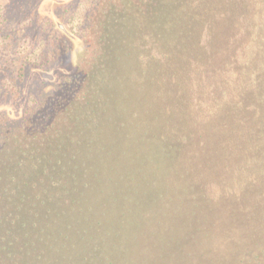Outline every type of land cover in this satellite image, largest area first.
Listing matches in <instances>:
<instances>
[{
    "label": "trees",
    "instance_id": "1",
    "mask_svg": "<svg viewBox=\"0 0 264 264\" xmlns=\"http://www.w3.org/2000/svg\"><path fill=\"white\" fill-rule=\"evenodd\" d=\"M111 1V7L100 13L110 17L109 23L139 12L130 9L138 5L137 0ZM243 2L242 11L224 15L227 25L229 20L232 23L230 34L223 30L218 36L216 28L212 43L205 35L200 45L205 60L188 70L180 67L156 74V83H173L175 90L157 91L158 99H166L164 112L159 110L164 118L159 131L166 130L158 135L159 148L150 141L156 135L139 137L150 141L148 160L140 155L135 161L130 135L102 133L107 131L106 123L111 129L114 126L112 115L105 112L116 111V129L125 128L127 111L132 114L135 99L140 100L134 92L138 80L134 72L122 77L111 72V62L120 56H111L112 60L108 56L107 46L110 49L115 43L104 18L98 24L100 33L90 32L101 42L100 52L87 69L67 79L66 90L35 100L38 105L27 112L21 129L16 126L18 118L2 111L0 192L9 191L11 186L4 180L31 159L35 166L31 163L30 168L38 169L39 179L47 174L70 197L62 203L39 187L37 202L27 205L35 208L38 219L50 214V222L35 229L30 221L33 210L19 205L16 224L11 226L12 219L5 233L19 231L20 242L29 246L31 234L38 231L37 260L47 262L44 248L49 241L50 264H264V0ZM114 77L119 88L106 96ZM170 101L174 104H167ZM168 106L175 120L169 116L171 110L165 111ZM85 107L97 114L92 118L88 110L83 112L94 132L79 135L84 143H72L68 156L60 151L64 138L76 139L63 135L61 128L69 120H80ZM99 109L104 114L101 123L95 122ZM136 116L132 114V120ZM114 137L115 142L119 137L127 143L116 144L121 152L115 166L107 167ZM132 160L136 163L131 168ZM21 193L19 203L26 199ZM1 198L2 194L0 207ZM7 219H1L2 227ZM13 245L12 239L1 235L0 250L6 255L0 256V264H19L18 253L9 251Z\"/></svg>",
    "mask_w": 264,
    "mask_h": 264
},
{
    "label": "rangeland",
    "instance_id": "2",
    "mask_svg": "<svg viewBox=\"0 0 264 264\" xmlns=\"http://www.w3.org/2000/svg\"><path fill=\"white\" fill-rule=\"evenodd\" d=\"M243 1L137 0L139 6L130 8L133 10L136 7L139 10L137 15L127 14L123 20L122 18L116 20L118 19L116 17L109 23L110 17L104 18V15H100V13L104 7L106 9L110 6L111 0H0V17L5 18L2 25L5 32L4 37H0V40L3 41L0 43V78L4 80V92L6 93L5 95L0 93V118L4 114H1L2 111L12 119L18 118L16 126L21 129V124L26 121L27 112L33 106L38 105L35 100L46 99L53 93H61L64 89L66 90L69 87L67 79L74 78L87 69L91 58L100 52L101 42L92 37L90 32L93 30L98 35L100 33L98 31L101 30V28L98 29V24L104 18L103 20L110 24L108 25L112 31H110L111 35L114 34L109 39L115 43L110 49L107 46L108 56L111 60L116 54L120 56L119 61L111 62V72L117 77H122L127 72H134V78L137 77L138 80L134 86L135 89L134 87L133 89L135 93L137 92L140 100L135 99L136 102L130 108L132 114H137L134 120L131 118V111L126 113L125 118L129 123H127V128L122 127L117 130L115 122L117 112L113 111L112 114L105 112V115H112L114 126L111 129L110 125L106 123L107 131L102 133L103 135H130L128 141L135 143V148L132 150L137 153L135 161H138L140 155L145 157L144 161L148 160L146 152L149 142H152L154 148H159L160 136L158 135H162L166 131H159L164 123V118L159 110L165 109L166 99H158L157 91L160 88H167L171 92L175 90L173 83L171 86L166 85L165 82L156 83V74L162 75L164 71L167 73L174 69L178 70L180 67V69L185 67L188 70L190 66L193 65V68L194 64L200 62L199 60H205L204 49L200 46L201 42H204L205 35H207L208 41L211 40L209 43H212L217 36L214 29L219 28L220 35L218 33V36L222 35L223 30L230 34L232 23L229 20L227 25V22L224 21V18L227 17L224 15L243 10L245 7ZM214 13L217 16H214ZM207 40L205 41L208 42ZM1 49L3 50L1 51ZM208 52L210 53V50ZM168 64L170 65L167 66ZM112 79L113 82L111 79L108 82L110 88L106 90V96L119 88L115 77ZM154 96L155 98H153ZM144 97L147 100H144ZM101 101L103 100L99 99L98 103L103 106L104 103ZM171 103L173 102L170 101L167 104ZM126 106L129 107L128 104ZM85 109L88 110L85 107L79 114L80 120H69L61 128L63 135H73L71 139H76V141L70 142L69 138H64L66 141L62 144L60 151L68 156L72 154L70 151L72 143H76L77 140L81 145L84 143L85 139L79 135H92L94 132L92 121H89L87 125L85 123L87 120L85 119L87 118L85 117L86 112L83 113ZM170 110L171 112H169ZM165 111H168L170 118L175 120L172 106H168ZM88 113L93 115L92 118L97 115L96 113L91 114L90 110ZM101 113L99 109L100 117H97L95 122L101 123V119L104 117V114L101 116ZM128 125H132V129ZM153 134L156 135V138H152L150 141L148 138L142 140L139 138L141 135ZM118 138L115 142L114 137V146L112 145L109 150L112 153L111 161L109 158L105 159L107 167L115 166L112 164L116 163V156L121 152V148L116 144H122L124 139L118 140ZM53 142L60 143L59 139ZM126 143L124 141L123 145ZM124 151L126 156H129L130 147L124 148ZM157 151L161 154L159 152L161 149H157ZM154 156H156V151ZM135 161L130 162L131 168L136 163ZM34 162L31 159L26 160L18 171L8 175L9 177L4 180L3 184L11 187L7 193L0 192L2 194L0 218L4 219L9 216V219H7V223L5 220L3 221L4 225L6 224L5 227H2L0 219V237L3 234L5 239L13 240L14 245L9 251L18 253L16 261L19 264L28 261L31 264H50L48 259L51 257L52 251L49 248V241L44 248L47 262L37 260V253L38 250L41 251V248L34 237H37L38 231L31 234L32 240L28 242L29 246H24V243L20 242L22 238L19 231H13L9 235L5 233L6 226L12 219L11 226L16 224L15 215L19 205L23 209L25 207V209L33 210L32 214L30 213L32 219L30 221L35 222V229L38 230L40 225L50 222V214L38 219L37 216H34L35 208L31 204L27 205L28 202H37L39 187L46 188L50 193L49 197H53L59 202L69 201L68 194L63 193L61 187L56 188L47 174L39 179L36 176V170H38L36 167V170L32 172L30 167L31 163L35 166ZM51 166L52 164L49 165L50 168ZM142 173L144 174V172ZM17 185L19 187L16 188ZM22 191L25 192L26 199L23 203H19L20 198L23 197ZM63 209L65 208L63 207ZM18 237L19 241L16 242ZM35 246L38 250L34 248ZM4 255H6L4 251L0 250V256Z\"/></svg>",
    "mask_w": 264,
    "mask_h": 264
},
{
    "label": "flooded vegetation",
    "instance_id": "3",
    "mask_svg": "<svg viewBox=\"0 0 264 264\" xmlns=\"http://www.w3.org/2000/svg\"><path fill=\"white\" fill-rule=\"evenodd\" d=\"M5 18H3V17H0V37L1 36H3L4 37V27H2V25H3V22L5 21L4 20ZM1 42H3V41H1L0 40V43ZM3 49H1V51H2ZM4 80H2L1 78H0V93H2L3 95H5L6 93L4 92Z\"/></svg>",
    "mask_w": 264,
    "mask_h": 264
}]
</instances>
